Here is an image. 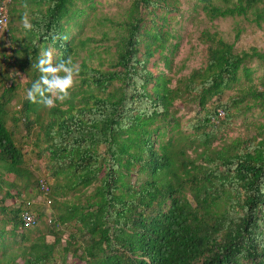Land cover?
Masks as SVG:
<instances>
[{
	"label": "trees",
	"instance_id": "16d2710c",
	"mask_svg": "<svg viewBox=\"0 0 264 264\" xmlns=\"http://www.w3.org/2000/svg\"><path fill=\"white\" fill-rule=\"evenodd\" d=\"M75 1L19 2L27 3L18 10L26 11L33 25L20 38L15 53L22 57L14 62L32 72L27 89L40 76L34 65L43 49L55 50L54 63L75 62L78 48L91 40L75 41L71 28L82 27L77 17L85 12ZM196 1L209 20L243 16L264 25V0ZM11 2L18 1L5 3L12 22L16 9ZM128 2L107 67L102 50L91 48L68 99L41 113L45 106L25 98L18 111L27 131L38 126L37 155L52 179L35 180L37 188L40 179L46 181L53 211L46 233L34 227L39 230L33 238L28 228L44 210L34 215L19 197L33 172L7 126L10 119L13 126L20 120L6 109L14 83L0 92V264H71V259L82 264H264V124L256 134L217 143L220 126L242 108L264 109V75L254 84L247 65L254 56L263 60L264 51H235L234 42L203 29L199 39L206 44L205 66L175 78L179 42L172 41L171 21L179 0ZM240 73L248 87L242 86ZM214 97L217 103L210 107ZM178 100L198 108L184 124ZM219 110L225 116L215 122ZM5 172L15 179H5ZM8 198L14 200L10 205L5 204ZM24 213L36 222L26 225ZM61 226L70 232L56 248ZM46 234L54 236L52 242Z\"/></svg>",
	"mask_w": 264,
	"mask_h": 264
},
{
	"label": "rangeland",
	"instance_id": "374dc122",
	"mask_svg": "<svg viewBox=\"0 0 264 264\" xmlns=\"http://www.w3.org/2000/svg\"><path fill=\"white\" fill-rule=\"evenodd\" d=\"M17 1L15 3L11 2V7L13 6V9H16L12 16L13 21L11 22V17H9L11 24L8 25V30L0 33V92L4 86H9L11 82L14 83V97L6 109L9 117L10 115H15L20 120L16 126H13L10 119L7 121V126L15 133L17 144L21 145L26 160V167L33 172L34 179L32 178L28 181L29 183H25L26 181L23 182L20 187L19 197L28 205L30 204L33 208L31 209L34 215H37L40 211L42 212V209L44 210V216L39 218L35 226L28 228V230H31L27 232L30 238H33L39 229L41 232L46 233L45 227L51 224L50 218L53 211L50 198L38 190L35 180L37 177L43 176V178L45 177L51 183L52 179L46 176L47 170L44 168V158L41 157L42 155H37L38 148L35 146L34 138L38 126L33 124L30 130L27 131L25 128L26 120L22 119L24 118L23 115H21V112H18L26 98V83L32 75V72L25 71L19 65L14 64L17 55L20 56V59L22 57L21 52H15L20 49V38L24 37L27 32L21 24V17L26 11L20 14L21 11L19 12L18 9L21 10L23 5L19 3L21 0ZM215 3L223 4L222 0H216ZM75 4L77 8L85 10L81 17H77V22L82 27L75 24L71 28V31L75 33V41L77 43V41L84 40L86 37L91 38V40L88 41V45L83 49L78 48L77 54L74 56V63L79 66L84 59L89 60V50L93 48L95 52H101L102 50V57L105 59V67H107L109 60L114 58L115 43L121 32L119 23L123 20L125 11L128 8V0H88L86 2L76 0ZM32 6H35V8L38 7L35 3ZM179 7V12L172 13L175 17L171 21L172 34L175 35L172 41L179 42L172 67V73L175 75V78L188 76L192 70L205 66L207 55L206 44L202 43L199 39V35L203 29L216 32L227 42H234L235 51L245 50L251 53L252 47L256 48L259 52L264 51V25L258 27L254 22L248 21L243 16L209 20L201 4L196 0H179ZM237 30H240V32L238 33V37H235ZM11 35H14V38ZM105 48L108 49L109 53L103 51ZM96 57V54L91 56V61L94 65L98 63ZM155 59L153 58L152 61ZM247 65L253 69L252 82L258 84L259 78L264 75V59L261 60L254 56L248 61ZM158 67H162V63H158ZM240 75L242 76V73ZM78 79L79 75L75 77L76 83ZM241 81L244 88L249 86V83L243 76ZM234 92V90L226 91L221 97L222 102H225ZM216 103L217 99L214 97L209 105L212 107ZM176 106L180 109L178 115H181L182 124L189 117L195 115L198 110L195 104L183 106L179 100L176 102ZM45 108L40 109V112H44ZM241 110L242 112L235 114L236 116H233L228 124H222L220 126L217 143L223 144L237 137L243 138L247 135L256 134L259 131L260 125L264 124V109L256 106L248 111H244V108ZM3 177L8 181L15 179L14 174L7 172L3 173ZM9 190L12 194H16L15 189ZM13 201L12 199L6 200L7 203H13ZM7 228L9 229L10 226L8 225ZM60 231L61 242L56 248H60L65 243L70 228L61 226ZM17 239L20 240V236H17ZM45 239L50 243L53 241L54 236L46 234ZM12 240L9 237L8 241L11 242ZM28 243L29 240L24 242V244ZM15 245L17 244H12L13 247ZM18 260L22 262L20 258ZM71 261V264H82L80 261L74 259H71Z\"/></svg>",
	"mask_w": 264,
	"mask_h": 264
},
{
	"label": "clouds",
	"instance_id": "9594fccd",
	"mask_svg": "<svg viewBox=\"0 0 264 264\" xmlns=\"http://www.w3.org/2000/svg\"><path fill=\"white\" fill-rule=\"evenodd\" d=\"M23 7L27 8V3H24ZM21 24L26 31L33 29L27 12L22 15ZM53 57V48L41 51L38 62L34 65L40 72V76L26 90V99L32 103H40L46 108H53L57 101L62 103L70 97V89L74 87L75 77L80 71L79 66L71 58L54 63Z\"/></svg>",
	"mask_w": 264,
	"mask_h": 264
},
{
	"label": "built area",
	"instance_id": "2783aa9c",
	"mask_svg": "<svg viewBox=\"0 0 264 264\" xmlns=\"http://www.w3.org/2000/svg\"><path fill=\"white\" fill-rule=\"evenodd\" d=\"M6 0L2 2L0 5V32H3L6 30V26L8 24V15H7V8H6ZM225 112L222 110H219L218 114L216 117H213V121L217 122L220 119L224 118ZM38 188L43 194H47L49 187L44 179H40L38 181ZM23 219L25 221L26 225H31L34 220L36 222V219H34V216L31 214L24 213L23 214Z\"/></svg>",
	"mask_w": 264,
	"mask_h": 264
},
{
	"label": "crops",
	"instance_id": "0c3cea01",
	"mask_svg": "<svg viewBox=\"0 0 264 264\" xmlns=\"http://www.w3.org/2000/svg\"><path fill=\"white\" fill-rule=\"evenodd\" d=\"M8 199H10V198H8ZM6 200H7V199H6ZM6 200H5V204H6V205H10V204H12V202L7 203ZM12 200H13V199H12ZM13 202H14V201H13Z\"/></svg>",
	"mask_w": 264,
	"mask_h": 264
}]
</instances>
